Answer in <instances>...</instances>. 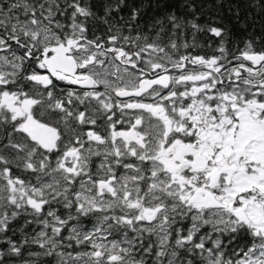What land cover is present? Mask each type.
Returning a JSON list of instances; mask_svg holds the SVG:
<instances>
[{
  "label": "snow or ice",
  "instance_id": "obj_1",
  "mask_svg": "<svg viewBox=\"0 0 264 264\" xmlns=\"http://www.w3.org/2000/svg\"><path fill=\"white\" fill-rule=\"evenodd\" d=\"M179 6L0 0V264H264V31Z\"/></svg>",
  "mask_w": 264,
  "mask_h": 264
},
{
  "label": "trees",
  "instance_id": "obj_2",
  "mask_svg": "<svg viewBox=\"0 0 264 264\" xmlns=\"http://www.w3.org/2000/svg\"><path fill=\"white\" fill-rule=\"evenodd\" d=\"M153 7L148 10L149 16L159 15L165 10L166 7L175 8L178 13H183L179 5L181 0H152ZM159 3L160 7L156 5ZM197 8L200 9L203 6V11L209 13L212 16L222 18L223 22L230 28L232 33L231 43L228 45L230 51H234L237 46L242 47L243 41L252 34L259 36L264 31V19H261L260 15L249 7V0H195ZM237 13L239 19H237ZM207 19V16L204 17ZM147 21H141L144 24ZM246 25V30L245 26ZM203 42V38H201ZM210 52V49L200 50ZM243 246L244 241H241ZM235 247V245H233Z\"/></svg>",
  "mask_w": 264,
  "mask_h": 264
}]
</instances>
